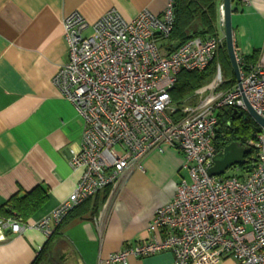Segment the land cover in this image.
Here are the masks:
<instances>
[{
	"label": "built area",
	"instance_id": "obj_1",
	"mask_svg": "<svg viewBox=\"0 0 264 264\" xmlns=\"http://www.w3.org/2000/svg\"><path fill=\"white\" fill-rule=\"evenodd\" d=\"M218 10L222 16V5ZM173 23V0L160 15L143 10L130 21L115 10L93 23L78 12L63 19L67 60L51 84L83 122L80 151L69 154L80 176L69 197L33 225L1 219L0 239L3 230L26 228L48 238L75 207L114 189L124 172L141 170L148 154L168 148L182 155L185 177L155 211L146 240L125 245L103 263L170 252L172 264H218L225 257L264 264V129L246 146L254 152L248 170L234 166L229 176L208 175L217 154L216 112H246L248 104L264 120V50L248 66L235 53L239 82L222 90L217 65L212 80L194 91L193 104L176 106L170 91L180 72L204 71L224 38L193 37L167 51L162 44Z\"/></svg>",
	"mask_w": 264,
	"mask_h": 264
},
{
	"label": "crops",
	"instance_id": "obj_2",
	"mask_svg": "<svg viewBox=\"0 0 264 264\" xmlns=\"http://www.w3.org/2000/svg\"><path fill=\"white\" fill-rule=\"evenodd\" d=\"M168 1L0 0V207L18 191L38 187L46 194L43 205L21 223L31 226L53 211L80 176L69 166V154L80 151L83 122L51 84L67 60L63 19L78 12L93 23L115 10L130 21L143 10L160 15ZM218 8L214 27L217 37L224 38ZM231 26L235 53L256 56L245 66L253 64L264 50V0H233ZM192 28L200 30L198 20ZM182 166L183 157L174 150L148 154L141 170L124 172L114 189L70 214L41 264H104L125 245L146 240L155 211L173 198L185 176ZM1 237L0 264H32L47 242L34 228L20 234L3 230ZM172 262V254L162 252L128 264ZM218 264L239 263L225 257Z\"/></svg>",
	"mask_w": 264,
	"mask_h": 264
},
{
	"label": "trees",
	"instance_id": "obj_3",
	"mask_svg": "<svg viewBox=\"0 0 264 264\" xmlns=\"http://www.w3.org/2000/svg\"><path fill=\"white\" fill-rule=\"evenodd\" d=\"M221 1L222 0H173L174 23L169 38L162 44L164 49L172 51L193 37H217L214 27L215 11ZM232 1L233 0H231V3ZM196 20L200 23L199 31L193 30L192 28ZM255 58L256 56L252 55L250 57L241 58V61L245 65L249 61L255 60ZM217 65L220 71H222V74H224L222 77L224 83L220 88L227 89L235 83V76L230 66L224 40L218 49L217 57L204 71L180 72L176 84L170 91L172 103L178 106L186 101H190L196 89L212 80ZM216 117L218 119V128L214 140L216 153L221 152L225 146L233 142L240 144L242 147H246L260 129L246 112L234 108L221 109L216 112ZM245 159L248 161V164L252 163L254 160V152L250 150L247 156H245ZM246 172L247 171H242V173ZM108 191L109 189H106L103 193H108ZM45 200L46 194L41 188L37 187L29 193L18 191L0 207V217L2 219L10 218L24 222L43 205ZM88 200L75 207L64 217L52 234L47 238L46 244L37 253L32 264L42 263L49 251V246L56 231L65 220L70 218V214L76 208L86 203Z\"/></svg>",
	"mask_w": 264,
	"mask_h": 264
},
{
	"label": "water",
	"instance_id": "obj_4",
	"mask_svg": "<svg viewBox=\"0 0 264 264\" xmlns=\"http://www.w3.org/2000/svg\"><path fill=\"white\" fill-rule=\"evenodd\" d=\"M222 26L224 29L225 48L233 70L235 81L239 82V69L236 62V54L233 47L232 26H231V0H222ZM246 113L258 125L264 129V120L257 116L248 104H245ZM250 152V148L242 147L240 144L233 142L224 147L217 153L213 159L212 167L208 170L210 177L222 176L225 171L234 166H240L244 170H248L251 166L245 159V156Z\"/></svg>",
	"mask_w": 264,
	"mask_h": 264
},
{
	"label": "rangeland",
	"instance_id": "obj_5",
	"mask_svg": "<svg viewBox=\"0 0 264 264\" xmlns=\"http://www.w3.org/2000/svg\"><path fill=\"white\" fill-rule=\"evenodd\" d=\"M220 74H221V77H223L224 76V74H222V71H220ZM222 90H225V89H222ZM179 102H181V101H179ZM178 102V103H179ZM190 104H193V102H194V100H190V101H188ZM187 102V103H188ZM233 173V170H232V168H229L227 171H225V173L223 174L224 176H229V175H231ZM185 177V176H184Z\"/></svg>",
	"mask_w": 264,
	"mask_h": 264
}]
</instances>
